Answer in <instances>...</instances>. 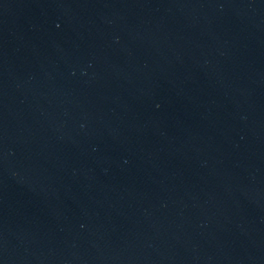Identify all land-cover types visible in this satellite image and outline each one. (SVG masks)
Returning <instances> with one entry per match:
<instances>
[{
	"label": "water",
	"instance_id": "1",
	"mask_svg": "<svg viewBox=\"0 0 264 264\" xmlns=\"http://www.w3.org/2000/svg\"><path fill=\"white\" fill-rule=\"evenodd\" d=\"M0 264H264V0H0Z\"/></svg>",
	"mask_w": 264,
	"mask_h": 264
}]
</instances>
